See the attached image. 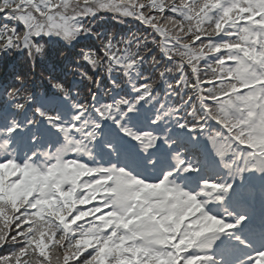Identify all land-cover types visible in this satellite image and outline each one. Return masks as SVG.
Instances as JSON below:
<instances>
[{
  "label": "snow or ice",
  "instance_id": "obj_1",
  "mask_svg": "<svg viewBox=\"0 0 264 264\" xmlns=\"http://www.w3.org/2000/svg\"><path fill=\"white\" fill-rule=\"evenodd\" d=\"M0 64V264H264V0H0Z\"/></svg>",
  "mask_w": 264,
  "mask_h": 264
}]
</instances>
